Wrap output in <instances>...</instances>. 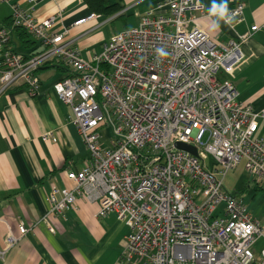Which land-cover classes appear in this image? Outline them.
Masks as SVG:
<instances>
[{
	"label": "built area",
	"instance_id": "2783aa9c",
	"mask_svg": "<svg viewBox=\"0 0 264 264\" xmlns=\"http://www.w3.org/2000/svg\"><path fill=\"white\" fill-rule=\"evenodd\" d=\"M4 1L11 2L12 21L0 25V92L22 82L37 93V68L60 59L71 74L54 89L71 107L90 150L81 169L68 171L73 186L53 185L44 218L57 217L84 195L99 202V215L116 211L129 226L123 254L130 264H264V246L254 249L263 224L223 181L243 161L264 183V137L258 133L264 107L238 101L233 80L247 58L242 44L260 25L219 42L197 23L219 15L213 4L163 0L138 24L114 32L101 52L84 56L68 27L53 28L56 14L43 18L17 0ZM245 6L227 7L223 19L235 30ZM189 10L195 13L188 16ZM98 15L92 11L74 24ZM17 26L44 48L28 55L14 49ZM107 125L112 134L104 144ZM178 140L198 153L178 147ZM19 229L8 233V247L31 226L21 221Z\"/></svg>",
	"mask_w": 264,
	"mask_h": 264
},
{
	"label": "crops",
	"instance_id": "0c3cea01",
	"mask_svg": "<svg viewBox=\"0 0 264 264\" xmlns=\"http://www.w3.org/2000/svg\"><path fill=\"white\" fill-rule=\"evenodd\" d=\"M17 1L24 7H33L39 17L56 14L53 28L61 31L68 27L69 37L84 56L101 52L110 38L94 34L103 23L101 14L74 24L75 20L92 12L84 0ZM142 1L124 0L125 7L111 16L115 18L118 13L126 12L124 21L128 27V10ZM162 1L153 0V4L139 14L137 24L147 11L155 9ZM201 1L207 4L225 2ZM239 1L245 2V16L236 24V30L219 15L199 18L197 23L208 29L219 42L227 41L236 35V31L248 30L255 23L260 25L242 44L247 58L236 68L233 80L238 89L237 100L261 109L264 107V0H226L227 7ZM158 11H165V7ZM194 13L187 11L188 16ZM11 14V2L0 0V25L10 24L6 19ZM32 37L35 42L26 47L14 28L11 44L18 51L31 54L42 48L39 40ZM100 42L102 47L99 49ZM68 72L48 64L39 71L41 85L37 93L31 94L26 83L27 88L21 86L22 82L13 83L0 92V250L5 249L0 264H130L123 254L130 229L116 211L99 215V202L78 195L75 205L57 217L44 218L53 185L73 186L68 171L81 169L90 156L80 130L70 118L71 107L54 89L55 81ZM220 76L226 77L223 72ZM103 129L107 130H102L105 144L112 131L108 125ZM258 133L264 137L263 120ZM249 186L247 182L235 191L242 196ZM260 189L264 190V183H258L256 190ZM249 210L261 220L264 228V206ZM21 221L31 229L8 247L7 235L10 230L18 234ZM49 222L54 225V230L49 227ZM263 246L264 233L254 244L255 252Z\"/></svg>",
	"mask_w": 264,
	"mask_h": 264
},
{
	"label": "rangeland",
	"instance_id": "374dc122",
	"mask_svg": "<svg viewBox=\"0 0 264 264\" xmlns=\"http://www.w3.org/2000/svg\"><path fill=\"white\" fill-rule=\"evenodd\" d=\"M151 4H153V0H143L136 6H133V8L129 9L126 16L127 25L132 26L137 24L139 14L144 13ZM101 19L103 20V23L100 28L94 32V34H101L104 38H109L114 32L126 26L124 17L113 18L112 16L103 15ZM101 42L98 44L99 49L102 47ZM50 70V72H53V69ZM225 76L228 77V74L225 73ZM111 129L112 128L110 127V130ZM106 131L107 130H105V132ZM105 144H108L107 139ZM249 173L250 172H248V170L244 167V163L241 162L238 166L231 168L225 175L223 179L224 185L229 191H235L242 187L245 183H250L248 190L242 192L243 201L250 209L263 207L264 190H256L258 183Z\"/></svg>",
	"mask_w": 264,
	"mask_h": 264
},
{
	"label": "trees",
	"instance_id": "16d2710c",
	"mask_svg": "<svg viewBox=\"0 0 264 264\" xmlns=\"http://www.w3.org/2000/svg\"><path fill=\"white\" fill-rule=\"evenodd\" d=\"M86 2V4L88 5V7L92 10L97 12L98 14L101 15H106V16H111L113 14H116L117 12H119L120 10H122L125 7V2L124 0H84ZM126 15V12H121L118 13L115 18L118 17H124ZM11 17L7 18L6 20L8 21H12ZM8 21V22H9ZM16 30L21 38V40L23 41L24 45L26 47H31L33 45V43L35 42V40L32 37V34L23 26H17ZM39 42L41 43V41L39 40ZM12 45V44H11ZM42 45V43H41ZM12 47L14 49H16L13 45ZM44 48V46L42 45V48L39 49L36 52L41 51ZM17 50V49H16ZM33 52V53H36ZM31 53V54H33ZM28 55V54H27ZM48 64H53L57 66V69L61 70V71H65V70H69L68 74H71V69L65 65L60 59L55 58L52 60H48L46 61L44 64H42L41 66H39L37 68V72L39 73V71L44 67L47 66ZM40 75V74H39ZM21 85V84H20ZM21 86H24L27 88V86L25 85V83H22ZM238 192V191H237Z\"/></svg>",
	"mask_w": 264,
	"mask_h": 264
},
{
	"label": "water",
	"instance_id": "95a60500",
	"mask_svg": "<svg viewBox=\"0 0 264 264\" xmlns=\"http://www.w3.org/2000/svg\"><path fill=\"white\" fill-rule=\"evenodd\" d=\"M176 145L180 148H184V149H187V150H190L191 152L197 154L198 153V150H197V147L194 145V144H191V143H188V142H185V141H176Z\"/></svg>",
	"mask_w": 264,
	"mask_h": 264
},
{
	"label": "clouds",
	"instance_id": "9594fccd",
	"mask_svg": "<svg viewBox=\"0 0 264 264\" xmlns=\"http://www.w3.org/2000/svg\"><path fill=\"white\" fill-rule=\"evenodd\" d=\"M219 11V15L221 18H223L227 14V3L226 0L223 4L216 5L215 3L213 4V12Z\"/></svg>",
	"mask_w": 264,
	"mask_h": 264
}]
</instances>
